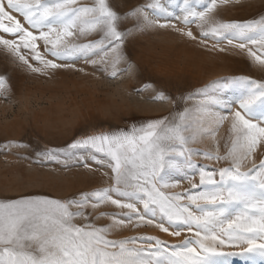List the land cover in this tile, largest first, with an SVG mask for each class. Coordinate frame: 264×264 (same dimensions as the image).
Instances as JSON below:
<instances>
[{
	"label": "snow or ice",
	"instance_id": "snow-or-ice-1",
	"mask_svg": "<svg viewBox=\"0 0 264 264\" xmlns=\"http://www.w3.org/2000/svg\"><path fill=\"white\" fill-rule=\"evenodd\" d=\"M229 2L148 0L120 12L109 0H0V47L32 72H83L76 68L79 61L108 72L111 56L110 77L131 74L135 65L123 49L145 27L171 28L205 47L211 40L215 50L243 54L261 72L259 79L226 77L178 97L143 83L137 92L152 90L151 99L176 108L140 126L35 148L36 163H95L109 170L104 176L111 183L67 197L26 193L0 199V264H264V14L225 20L217 9ZM121 62H127L123 70L117 67ZM8 80L6 71L0 73V94L10 90ZM194 97L200 98L195 109L180 110ZM194 113L201 127L206 121L229 123L223 155L190 146L196 136L185 133ZM195 155L222 166L197 164ZM184 180L188 188L170 191ZM129 227L187 235L179 243L148 235L113 238ZM228 247L240 251H223Z\"/></svg>",
	"mask_w": 264,
	"mask_h": 264
},
{
	"label": "rangeland",
	"instance_id": "rangeland-1",
	"mask_svg": "<svg viewBox=\"0 0 264 264\" xmlns=\"http://www.w3.org/2000/svg\"><path fill=\"white\" fill-rule=\"evenodd\" d=\"M83 2L90 4L92 0ZM109 2L114 3L116 10L126 12L148 0ZM217 14L225 20L250 19L264 14V0H231L221 5ZM125 23L131 25L134 21ZM192 30L194 33L198 31L194 25ZM213 43L209 40L205 47L171 28L145 27L143 31H135L123 49L128 61L135 65L133 72L119 71L115 78L109 75L111 56L108 58V72L95 70L79 61L76 68L83 67V72L57 69L38 73L30 71L0 47V73H8L10 89L0 94V199L26 193L67 197L75 192L107 187L111 183L104 176V172L109 171L107 168H100L95 163L91 168L71 166V163L68 167L40 164L35 162L33 151L37 147L63 146L86 134L140 126L176 108L174 103L151 99L154 95L152 90L137 92L135 89L143 83H152L178 97L182 93L185 96L195 93L226 77L248 75L259 79L260 70L247 56L231 49L219 52L212 47ZM41 52L43 54V45ZM46 58L52 59L47 55ZM29 59L34 66H40ZM117 67L123 70L127 62H121ZM227 95L232 98L233 92L229 91ZM199 102L200 98L194 97L187 100L180 110L184 107L195 109ZM195 120L194 113L189 119L193 127L185 133L196 136L190 146L202 152L223 155L230 135L229 123L226 121L210 127L206 121L201 127L195 124ZM193 160L197 164L217 168L223 163L205 159L202 155L193 156ZM188 187L184 180L180 187L170 191L181 192ZM105 209L115 210L109 206ZM106 222L97 221L98 224ZM139 235L157 236L169 243H179L187 233L175 238L154 227H129L118 231L113 238ZM223 251L240 249L228 247Z\"/></svg>",
	"mask_w": 264,
	"mask_h": 264
},
{
	"label": "bare ground",
	"instance_id": "bare-ground-1",
	"mask_svg": "<svg viewBox=\"0 0 264 264\" xmlns=\"http://www.w3.org/2000/svg\"><path fill=\"white\" fill-rule=\"evenodd\" d=\"M210 127L217 125L216 123H210L208 124ZM232 264H244L243 261H241L240 259H233Z\"/></svg>",
	"mask_w": 264,
	"mask_h": 264
}]
</instances>
